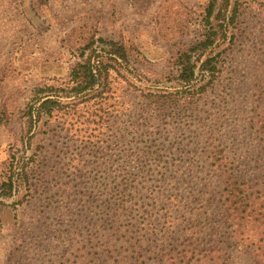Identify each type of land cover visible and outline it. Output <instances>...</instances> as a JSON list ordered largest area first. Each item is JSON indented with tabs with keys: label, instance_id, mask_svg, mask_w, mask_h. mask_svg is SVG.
I'll list each match as a JSON object with an SVG mask.
<instances>
[{
	"label": "trees",
	"instance_id": "1",
	"mask_svg": "<svg viewBox=\"0 0 264 264\" xmlns=\"http://www.w3.org/2000/svg\"><path fill=\"white\" fill-rule=\"evenodd\" d=\"M33 1L36 7L42 8L51 0ZM105 1L109 23L114 26L116 2ZM34 3H30L31 7ZM166 4L167 0H162L155 9V24L159 29L169 9ZM237 12L235 0H204L197 16L201 30L197 41L172 55L173 74L156 82L158 85L147 84L139 75L132 74L128 59L135 48L124 40L121 32H117L114 39L102 38L99 19L82 15L81 24L71 27L67 33L69 40L66 42L76 61L68 70L66 82L33 88L31 99L21 110V130H24L21 149L12 150L5 163L0 199L9 200L14 193L21 194V200L28 204L25 196L31 195L30 181L35 175L41 194H49L54 189L59 198L56 208H49L50 197L42 201L47 203L40 205L56 215V238L69 241L68 247H75L74 252L86 250L103 264H148L147 259L152 264L179 261L187 264L183 260L189 253L197 264H264V85L257 81L252 86L257 104L249 120L250 127L245 131L236 123L242 119V102L245 101L236 102L237 108L230 113L224 97L215 93L219 87L228 90L231 87L228 83L219 86L218 75L226 60L225 46L235 39L230 28L235 26ZM172 27L174 25L165 24L166 29ZM118 70L135 77L142 91H146L142 95L144 109L140 111L144 120H163L168 117V110L177 119L179 115L188 114V117L197 116V120H185L179 124V129L168 131L169 139L163 141L161 149L152 150L149 146L138 147L136 151L132 146L114 148L125 141L124 130L112 134L113 123L118 117L117 104H113L116 101L112 100V74H117ZM166 85L174 89L175 98L167 97L160 89ZM213 93L223 104L218 101L216 105L212 98L211 105L205 104L206 109L197 108L196 101ZM220 93L227 94L225 90ZM126 97L125 94L122 99ZM151 106L155 111L148 115L147 109ZM212 108L222 110V114L208 113ZM0 109L1 113L5 112L4 107ZM5 121L6 116L1 115L0 125H6ZM52 126L56 129H49V134L54 137L55 145L48 158L58 157L57 163L65 161L64 165L74 172L72 183L81 180V186L73 183V187L74 190L77 187L85 189L80 199L89 201V211L80 199H76V192L62 189L64 185L59 184L62 167L48 168L47 159L35 166L32 154L20 164L25 152L23 140L28 147L33 135L47 134L45 132ZM190 127L195 129L188 132L185 143L175 137L186 131L183 128ZM237 129L248 143L234 145L237 142L232 140L231 147L226 148L223 141L230 140L229 135H234ZM166 140L172 142L165 146ZM228 149H235L236 157H229L234 153H228ZM161 151H170L175 158L163 160ZM182 156L186 158L184 161L180 159ZM235 163L242 171L251 168L252 178L244 179L242 171L231 167ZM100 171L102 176L97 179ZM190 179L197 181L198 207L187 212L192 202L187 195L194 190L188 186ZM206 189L216 194L222 218L216 219V214L210 210L213 199L203 197ZM20 204L19 200L11 206ZM209 216L213 220L210 228ZM64 217L68 219L62 233L59 227L64 224L61 221ZM221 224H225L227 235L213 239L219 236ZM36 228L34 224L25 229L22 236L27 238ZM39 229L43 230L41 226ZM204 235H209V239L205 241ZM185 236L192 239V243ZM196 242L197 249L186 250ZM42 264L51 263L42 261Z\"/></svg>",
	"mask_w": 264,
	"mask_h": 264
},
{
	"label": "rangeland",
	"instance_id": "2",
	"mask_svg": "<svg viewBox=\"0 0 264 264\" xmlns=\"http://www.w3.org/2000/svg\"><path fill=\"white\" fill-rule=\"evenodd\" d=\"M235 1L238 12L235 26L230 28L235 39L228 47L225 46L226 60L222 68H219L222 70L218 75L221 82L219 86L228 83L231 87L227 86L229 90L219 87L220 92L225 90L226 96L219 91L215 93L224 97L223 101H226L224 104L230 113L237 108L236 102L245 101V103L242 102L243 115L240 116L242 119L236 122L245 131L250 127L249 120L257 104L255 102L256 93L253 92L252 86L257 81L264 85V0ZM115 2L117 5L116 19L114 26H111L108 19L109 9L105 0H51L42 8L36 7L33 0H23V3L21 0H0V108L2 106L5 110L2 113L0 111V116H6V125H0V180L3 178L5 163L11 151L21 149L20 141L24 130H21L20 113L31 99L32 89L39 85L57 86L64 84L67 80L68 70L76 61L69 42H66L69 40L67 33L71 27L81 24L82 15H92L99 19V32L102 38L114 39L117 32H121L120 35L124 40H128L127 42L135 48L131 50L128 59L129 69L133 75H139L151 85H158L156 82H161L163 77L172 75L173 68L170 64L172 55L197 41V36L201 31L197 16L204 0H167L166 7L169 9L164 13L161 29L155 24L157 23L155 9L162 0H115ZM30 3L34 5L31 7ZM165 24H172L174 27L166 29ZM112 80L114 82L112 100L116 101L113 104H117L115 109L118 111V117L113 123L112 134L115 135L121 130L125 132V141L114 145V148L132 146L133 151H136L138 147L149 146L152 150L161 149L163 141L169 139L167 138L168 131H173L174 128L179 129V124L185 120L188 122L197 120V116L188 117V114L179 115L177 119L173 117L170 110L167 111L168 117L163 120H144L140 111L144 109L142 95L146 91H142L137 79L118 70L117 74H112ZM166 86L156 87H162L160 89L167 97L175 98L174 89ZM125 94L127 97L122 99ZM212 98L216 105L218 101L223 104V101L215 98L213 93L196 101L197 108L206 109L207 105H211ZM229 101L231 103H228ZM147 110L148 115L154 114L153 106ZM221 111L212 108L208 113L222 114ZM49 129H56V127H49L45 132L48 135L42 133L33 135L28 147L23 140L25 152L24 158L20 159V164L32 154L35 166L47 159L48 168L62 167L59 171V184L64 185L62 189L70 188V191L76 192V199H80V194L82 196L86 191L80 187L74 190L73 183L81 186V180H74L72 183L71 174L74 175V172L64 165L65 161L62 159L60 163H57L58 157L48 158L49 152L55 145L54 137H50ZM183 129L186 131L177 133L175 137L183 139L185 143L188 132L195 128ZM241 132L240 129L233 132L236 137L230 134L231 139L223 141V145L230 148L232 140L237 142L234 145L248 143ZM170 142L172 140H166L164 145ZM231 151L234 154H228L229 157H236L237 151L227 150L228 153ZM161 153L163 160L166 158L170 161L175 158L170 151H161ZM111 159L114 158L111 157ZM180 159L184 161L186 158L182 156ZM236 163L231 167L242 171L241 166H238L239 163L237 166ZM249 169L251 168L247 167L246 171H242L244 179L252 178L253 174H250ZM100 176H102L101 171L98 172L97 179ZM189 181L188 186L193 187L194 190H189L190 194L187 195V198L192 201L190 208H186L187 212L194 211L198 207L199 195L197 194V181L192 179ZM50 184L53 185V181ZM30 186L32 196H25L28 204H25L26 200H21V194L17 196L14 193L9 200L0 199V264H10L13 261H16V264H42V261H48L51 264H103L101 259L91 257L86 250L74 252L75 247H68L69 241L56 238L57 233L54 232L57 231L54 226L56 215L40 208V205L47 203L42 201L50 197L49 208H56L59 205V198L57 194H54V189L49 194H41L35 175L31 178ZM204 193H206L204 198L211 196L213 199L210 210L216 214V219L222 218L220 209L216 205V194L207 189ZM70 195L72 197L73 193ZM192 197H194L193 200ZM19 200L22 204L13 208L12 203ZM81 204L86 210H91L87 199H83ZM209 218L208 227L210 228L213 220L210 216ZM67 219V217L61 218L64 224L59 229L62 233L66 229L63 226ZM34 224L37 228L30 231L27 238H24L22 234L25 233V229L32 228ZM40 226L43 230L39 229ZM194 226L197 229V222ZM218 229L222 230L219 231V236L216 235L213 239L227 235L225 224H221ZM204 237L206 241L210 236L204 235ZM186 239L190 243L193 241L189 237ZM262 239L264 240V236ZM192 248L197 249V242L195 245H188L186 250L190 251ZM185 256L183 262L197 264L196 259L191 257L190 253ZM146 261L152 264L149 259ZM175 264L184 263L179 261Z\"/></svg>",
	"mask_w": 264,
	"mask_h": 264
}]
</instances>
